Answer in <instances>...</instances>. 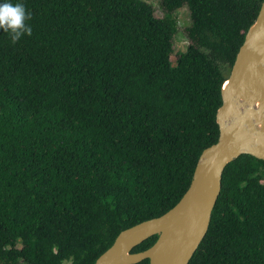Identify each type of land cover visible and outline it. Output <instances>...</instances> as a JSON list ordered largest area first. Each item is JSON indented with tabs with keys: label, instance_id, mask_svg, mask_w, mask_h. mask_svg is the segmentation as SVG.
I'll list each match as a JSON object with an SVG mask.
<instances>
[{
	"label": "trees",
	"instance_id": "obj_1",
	"mask_svg": "<svg viewBox=\"0 0 264 264\" xmlns=\"http://www.w3.org/2000/svg\"><path fill=\"white\" fill-rule=\"evenodd\" d=\"M12 2L31 34L0 29V264H94L189 188L264 0H158L161 17L143 0ZM189 264H264V161L226 166Z\"/></svg>",
	"mask_w": 264,
	"mask_h": 264
},
{
	"label": "water",
	"instance_id": "obj_2",
	"mask_svg": "<svg viewBox=\"0 0 264 264\" xmlns=\"http://www.w3.org/2000/svg\"><path fill=\"white\" fill-rule=\"evenodd\" d=\"M217 142L196 164L189 188L168 212L120 232L94 264H189L204 239L221 191L222 173L241 155L264 161V2L221 89ZM158 236L147 250L133 249Z\"/></svg>",
	"mask_w": 264,
	"mask_h": 264
},
{
	"label": "clouds",
	"instance_id": "obj_3",
	"mask_svg": "<svg viewBox=\"0 0 264 264\" xmlns=\"http://www.w3.org/2000/svg\"><path fill=\"white\" fill-rule=\"evenodd\" d=\"M30 18L23 3H13L12 0H0V29L10 34L13 42L25 34H31V28L26 24Z\"/></svg>",
	"mask_w": 264,
	"mask_h": 264
},
{
	"label": "rangeland",
	"instance_id": "obj_4",
	"mask_svg": "<svg viewBox=\"0 0 264 264\" xmlns=\"http://www.w3.org/2000/svg\"><path fill=\"white\" fill-rule=\"evenodd\" d=\"M149 4H151L154 8H155V15L157 17H161L162 12L160 10V8L158 7V0H143ZM176 18H177V34L175 35L174 38V53L171 56V60L172 62H175L176 58H177V54L179 52H183L186 50V47L188 45V41L185 37V28L188 26L190 20H189V12L188 9L186 7H183L181 9H179L176 12ZM229 71L228 69L225 68V74H228ZM64 264H70L69 262H65Z\"/></svg>",
	"mask_w": 264,
	"mask_h": 264
}]
</instances>
